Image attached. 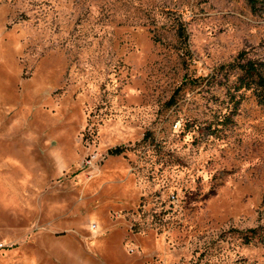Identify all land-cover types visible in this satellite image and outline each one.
Returning <instances> with one entry per match:
<instances>
[{
  "label": "rangeland",
  "instance_id": "1",
  "mask_svg": "<svg viewBox=\"0 0 264 264\" xmlns=\"http://www.w3.org/2000/svg\"><path fill=\"white\" fill-rule=\"evenodd\" d=\"M249 59L264 0H0V264H264Z\"/></svg>",
  "mask_w": 264,
  "mask_h": 264
},
{
  "label": "trees",
  "instance_id": "2",
  "mask_svg": "<svg viewBox=\"0 0 264 264\" xmlns=\"http://www.w3.org/2000/svg\"><path fill=\"white\" fill-rule=\"evenodd\" d=\"M256 1V0H252ZM180 34L183 38V43L187 42V35L184 36L183 27L179 28ZM233 67L239 68L241 74H239L238 84L236 89L240 90L242 88L251 89L259 102V104L264 106V61L249 59L246 63H237ZM123 148L116 147L111 150L113 153H121ZM251 233H255V230H250ZM254 235L248 236V241L252 240Z\"/></svg>",
  "mask_w": 264,
  "mask_h": 264
}]
</instances>
